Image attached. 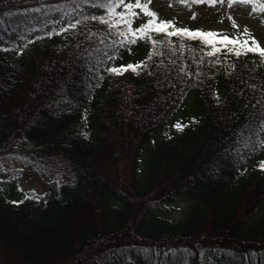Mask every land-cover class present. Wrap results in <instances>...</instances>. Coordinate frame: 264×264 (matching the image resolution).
I'll return each mask as SVG.
<instances>
[{
	"label": "trees",
	"instance_id": "16d2710c",
	"mask_svg": "<svg viewBox=\"0 0 264 264\" xmlns=\"http://www.w3.org/2000/svg\"><path fill=\"white\" fill-rule=\"evenodd\" d=\"M106 2L0 0L16 31L0 42V155L72 175L42 194L0 178V264H119L133 247L146 264H264V60L169 35L198 29L156 11L168 32L116 43ZM134 11L133 27L149 19ZM181 197L173 219L162 205Z\"/></svg>",
	"mask_w": 264,
	"mask_h": 264
},
{
	"label": "rangeland",
	"instance_id": "374dc122",
	"mask_svg": "<svg viewBox=\"0 0 264 264\" xmlns=\"http://www.w3.org/2000/svg\"><path fill=\"white\" fill-rule=\"evenodd\" d=\"M151 7L165 19H169L183 26L193 27L203 32L212 31L218 37L229 36L234 38L242 37L252 42L250 37L264 47V23L253 12L252 6L233 0H215L214 3L197 0H150ZM2 25V24H1ZM0 25V42L4 38H13L15 28H6ZM23 26L29 23L19 24ZM18 29H21L20 27ZM217 42H221L217 40ZM258 60H264L258 52H255ZM57 163L41 164L33 156H27L17 152H4L0 155V178H16L17 185L29 192L46 193L47 183L51 179L68 181L72 175L68 168L63 167V160H56ZM185 198H172L163 203V209L173 218H178L185 207ZM116 254L118 252H115ZM120 254V252H119ZM110 255L105 258L108 259ZM145 249L138 247L129 248V252L122 260L124 264H146ZM214 258V257H211ZM84 264H91L85 262Z\"/></svg>",
	"mask_w": 264,
	"mask_h": 264
},
{
	"label": "snow or ice",
	"instance_id": "6c2138e0",
	"mask_svg": "<svg viewBox=\"0 0 264 264\" xmlns=\"http://www.w3.org/2000/svg\"><path fill=\"white\" fill-rule=\"evenodd\" d=\"M197 2H203V0H197ZM215 0H208V3H214ZM229 4L233 2V0H228ZM240 3H246L252 6L253 12L259 8V10L264 13V0H239ZM150 0H107L106 3L100 4L99 6L107 9L106 19L101 17V19L109 24V27H115L116 25H124V30H121L119 27L115 28V31L123 38L116 43L123 44L125 40L129 43L135 42L137 37L146 38L148 34L152 31L155 32H168L169 26L171 25V21H165L163 19H157V13L152 11L149 8ZM118 7H123L126 11H117ZM139 8L149 19L146 22H143L139 25V27H133L132 21L133 18L138 16V13L134 11V9ZM68 27L75 28V23H69ZM61 31H65V29H61ZM187 35L194 36L198 35L205 39V41L213 45L215 50V42L220 40L221 43H226L230 45H241L243 48H246L252 52H258L262 57H264V47L255 40L254 37H250L252 43L249 44L248 39L238 40L234 37H229L227 35L218 37L216 33L212 31L203 32L200 30L191 31L186 28H175L174 33L169 32V35ZM239 54V52H237ZM110 59V57H109ZM121 67H132V65H122ZM107 71L116 72L117 68L112 67L107 69ZM179 127V125H178ZM261 167H264V162L261 163Z\"/></svg>",
	"mask_w": 264,
	"mask_h": 264
},
{
	"label": "bare ground",
	"instance_id": "6f19581e",
	"mask_svg": "<svg viewBox=\"0 0 264 264\" xmlns=\"http://www.w3.org/2000/svg\"><path fill=\"white\" fill-rule=\"evenodd\" d=\"M238 39V38H237Z\"/></svg>",
	"mask_w": 264,
	"mask_h": 264
}]
</instances>
